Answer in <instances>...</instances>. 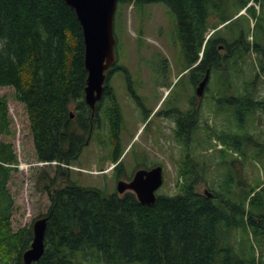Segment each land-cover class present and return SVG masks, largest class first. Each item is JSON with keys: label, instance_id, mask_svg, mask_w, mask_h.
<instances>
[{"label": "trees", "instance_id": "trees-1", "mask_svg": "<svg viewBox=\"0 0 264 264\" xmlns=\"http://www.w3.org/2000/svg\"><path fill=\"white\" fill-rule=\"evenodd\" d=\"M144 4H165L173 11L188 65L198 61L203 51L197 67L199 80L215 67L222 71L216 73V80L221 86L228 85L223 73L226 67L219 68L220 53L213 39L205 47L204 43L211 16H223L224 22L232 5L224 9L223 0H119L118 13L127 6ZM239 73L230 72L231 86L240 78L233 74ZM87 79L82 26L65 0H0V88H15L16 100L25 105L37 160L47 166L56 163L53 186H46L51 204L44 215L48 219L45 252L34 264H264L255 221L264 214V196L256 192V184L236 185L233 167H229L232 162L224 156L221 162L230 170L228 183L209 185L212 196L197 191L198 179L185 180L179 184V193L159 194L149 206L141 204L133 192L106 195L98 187L79 185L72 179L70 167L79 162L87 137L93 134L85 102ZM254 84V78L247 83L251 102ZM254 112L248 104L247 113ZM240 116L235 114L238 125L230 119L220 127L221 154L239 152L246 160L252 138L242 135L247 134L248 120L240 123ZM198 125L199 121L195 132ZM255 125L253 132L263 141ZM190 130L191 123L184 128L182 141ZM10 131L8 98L2 96L0 137ZM256 150L264 158L262 143ZM17 163L13 144L0 140V264H24L23 254L33 240L32 226L16 231L12 224L15 201L8 184ZM190 172L180 169L186 178ZM59 178L66 184L54 187ZM244 222L250 223L256 243L250 244L249 258L232 244V233L245 226ZM255 245L261 252L259 258Z\"/></svg>", "mask_w": 264, "mask_h": 264}, {"label": "rangeland", "instance_id": "rangeland-1", "mask_svg": "<svg viewBox=\"0 0 264 264\" xmlns=\"http://www.w3.org/2000/svg\"><path fill=\"white\" fill-rule=\"evenodd\" d=\"M116 16L115 33H117L119 44L121 42L119 45L120 50L123 49V55H125L126 64L124 61V65L128 68L133 79H135H132L133 84L137 85L139 83L140 85L143 83V86L139 89L143 91L149 90L148 78L137 74L139 73V70H136L137 64L142 66V60L145 59L148 64L151 62L152 65L154 63L160 65L161 60L165 58L168 72L173 75L172 84L175 85L177 77H179L177 74L188 66V62L184 54L182 40L179 37L178 22L173 11L165 4H144L137 5L135 8L127 6L119 13L117 10ZM213 22L216 25V18L211 23ZM246 35L250 36L251 43L254 40H259L261 37L259 25L255 23L251 28H247ZM141 68L144 69V75L148 74L147 70L154 69V67H149L148 65ZM215 79L213 78L210 87L214 86ZM184 83L185 80L176 84L177 86H175L171 96L173 99L175 97L179 98L178 95L182 94ZM233 85L230 90L234 92L243 90L244 79L242 77L238 78ZM2 96L8 98L11 134L1 136L0 140L13 144L19 164V169L14 172L8 184L15 201L12 224L17 231L21 228H30L36 219L47 213L51 201L46 186L52 185L51 180L57 175L56 165L44 166V164L38 162L33 136L29 127L27 109L23 103L16 100L15 88H0V97ZM143 103L145 108L153 107V103L146 102L144 98ZM121 105L124 118L119 136L120 145L125 150L123 159V164H125L126 168L125 172L122 169L121 172L123 173L121 174L111 169L113 167L110 163L111 160L108 159L105 162L103 158H101L102 161L99 159V154L100 157L101 155L105 156L109 152V147L105 145L104 147L108 148H100L97 136L93 133L79 158V162L73 166L74 169L71 171L72 179L79 185L98 187L106 195L116 193L118 180L130 178L133 175L132 169H134L137 162L143 164L147 162L160 163L165 167V182L162 188L157 190L159 194L179 193L177 184L181 183V178L183 183L185 180L190 182L198 179L196 189L199 193H203L207 185L215 187L227 185L228 167L221 162V158L224 156L229 159L228 163H230L231 161L237 162V157L235 154L233 155L232 151H229L227 155H222L223 149H221V146L218 147V144L222 143V137L219 134H222L220 127L225 124L224 120L232 119V122L238 125L234 111H230L226 115L221 110L218 112L216 107L213 108L210 96L206 95L200 103L201 115L196 132L194 131L190 135L188 143L182 141L183 143L180 145L179 141L173 139L171 128L166 127V122L163 121L162 126L161 123H157L158 119L152 120L149 126H147V122L142 121L145 125L143 128L142 125H138L140 127L138 135H136L135 140L131 141L142 114L137 113L135 115L123 97L121 98ZM185 106L186 104L183 103V107ZM133 110L136 111L137 108L133 107ZM219 116L223 120H220ZM250 122L252 124L249 126ZM256 128L254 119L247 122L244 128L247 134L242 133V135L252 138L249 143L248 158L246 160L241 159V163L237 162L242 168L243 177L252 179V185L259 181L262 172H264L262 168L264 158L259 157L260 151L256 150V146L264 143V140L260 141L255 132H253ZM105 130L103 131L104 134ZM154 130H156V135H159L164 130L160 141L153 137L152 133ZM164 134L166 135V140L163 139ZM261 138H264V136ZM157 141H159L158 144H156ZM144 151L146 152L144 153L146 154L145 156L148 158L143 157ZM196 162H198V165ZM180 168L185 173L189 170L191 171L188 178L181 176ZM65 184L66 182L59 178L54 183V187L64 186ZM244 224L245 226L239 227L232 233V237H234L232 244L235 245V250L244 253V258H249L250 244L256 243L251 235L252 227L250 223L244 222Z\"/></svg>", "mask_w": 264, "mask_h": 264}, {"label": "flooded vegetation", "instance_id": "flooded-vegetation-1", "mask_svg": "<svg viewBox=\"0 0 264 264\" xmlns=\"http://www.w3.org/2000/svg\"><path fill=\"white\" fill-rule=\"evenodd\" d=\"M223 1L224 9L227 6L232 5V12L227 14V16H229L227 17V20L212 30L211 39L213 40L211 41L212 45L220 53L219 55L221 63L219 64V68L223 67L224 69V67H226L225 70H223L225 79L224 81H226V78L228 79V85L226 87L225 85L221 86L219 84V80L215 79L216 73L222 72L220 69L216 70L215 67L208 69L201 80H199L197 78V67L199 63L196 61L191 65V68L187 74H184L183 71L177 74L179 77L176 84L185 80L186 85H184L182 94L178 95L179 98L175 97L173 99L171 96L175 86L177 85L172 84L171 79L173 75L168 72L167 66L165 64L166 59H162L160 65H156L155 63L152 65L151 62L148 64V61L143 59L142 66H138L137 64L136 68L137 71L139 70V73H137L139 76L148 78L150 89L143 91L142 89H139L143 86V83L140 85L139 83L137 85L133 84V77L128 71V68L124 65V61L126 64V60L125 55H123V49L120 50L119 45L121 42L120 44L117 42L116 48H118V52L116 51V59L113 66L107 71L106 81L101 98L97 101L94 110L89 107L91 115L90 132L96 134L97 142L100 148L106 149L109 147V152L105 154V156L101 155V157L99 154V159L102 161L101 158H103L105 162H107L108 159L111 160L110 163L113 164L111 169L116 170L121 174L123 173L121 170L124 169L125 172L126 169L125 164H123L125 150L122 148V145H120L119 136L124 118V112L121 105L122 97L130 106L132 112L135 115L137 113L142 114V118L136 125L137 129L134 135H132L131 141L135 140L136 135H138L140 128L138 127L139 124L142 125L143 128L145 125L143 122H147V126H149L152 120L158 119L157 123H161L162 126L163 121L166 122V127L171 128L169 129L172 131L171 135H173V139L179 141V144L181 145L183 140L182 132L184 128L187 129L188 125L191 123V130L188 134L190 137V135L193 134L194 127L199 121V110L202 96L200 97L198 95V88L199 84L205 77H208V81L205 86L203 97L206 95L210 96L213 108H219V111L221 110V112H223L225 115L228 112L230 113V111H234V115L239 113V115H241L238 119L240 123L244 122V124H246V120L251 121L254 119L256 121L255 124H258L260 127L256 133L261 137L264 136V0H249L246 4V7H244L245 15L240 13L242 8L240 10L239 8L246 0ZM254 2L258 4V8L253 7ZM254 10H256V20L261 30V37L259 40H254V42L251 43L250 36L246 35L247 18L248 16L252 15ZM232 13H234V15H232ZM221 17L223 16L212 15L210 18V23L212 20L215 21V18L216 22H221ZM147 65L149 67H154V69L147 70L148 74L144 75V69L141 67ZM234 70L240 72L239 74H233L234 76H240L244 79L243 90H240L237 93L230 90V72L232 73ZM190 74L192 77H190ZM213 78L215 79V83L213 87H210ZM253 78L255 80V89L254 92L251 93V95L254 96V99L252 98L253 102H251L250 99H248L250 95L247 93V83L251 82V79ZM210 92L212 93L211 95ZM143 98L146 100V102H152L153 107L145 108ZM231 98H233V100H231ZM183 103L186 104L185 107H183ZM248 104L249 106L253 105L255 110L254 113H247ZM133 107H136L137 110L134 111ZM244 110L245 112H243ZM74 111L77 112L76 107H74ZM247 114L250 115L246 116ZM184 116L186 117L185 121L187 122H184ZM71 118L74 119L75 114L73 116L71 115ZM219 119L223 120V118L220 116ZM225 121L226 120H224V122ZM104 129H106L105 134L103 132ZM155 131L156 130H154L152 133L153 137L155 139H159L160 141L164 130L163 132H160L159 135H156ZM189 137L187 139H189ZM90 138L91 134L87 137L88 142ZM163 139L166 140L165 134L163 135ZM159 141H157L156 144H158ZM238 144L241 145L240 141ZM105 145L108 147H104ZM262 148L264 150V143H262ZM239 150L245 153L244 149ZM144 153L146 152H143V157L148 158ZM117 157L119 158L116 159ZM241 157L243 156L241 155ZM231 162L232 164H229V167H233V177L236 185H240L241 182L244 184H251L252 179L243 177L242 168L240 165L235 163V161ZM158 166H161L164 172L165 167L160 163L147 162L143 164L137 162L134 169H132L133 175L130 178H123V180L130 182L138 171L151 170ZM262 168L264 169V165H262ZM229 171L230 170L228 169V172ZM120 180H118V182ZM255 184L258 185L256 192L261 193L264 196V172H262L261 178H259V181ZM203 192L206 193V189ZM255 221L257 225L256 235L259 241V248H261V250L264 252V214L260 213V217L256 218Z\"/></svg>", "mask_w": 264, "mask_h": 264}, {"label": "water", "instance_id": "water-1", "mask_svg": "<svg viewBox=\"0 0 264 264\" xmlns=\"http://www.w3.org/2000/svg\"><path fill=\"white\" fill-rule=\"evenodd\" d=\"M71 6L82 26L85 44V68L88 72L85 100L93 110L101 98L106 81V72L115 61L116 38L114 35L115 15L118 0H65ZM208 77L199 84L198 95L202 96ZM163 183L162 168L138 171L131 182L121 181L118 192L133 190L143 205L156 201V191ZM48 219H37L33 225V241L24 252L25 264L38 262L45 252V233Z\"/></svg>", "mask_w": 264, "mask_h": 264}, {"label": "bare ground", "instance_id": "bare-ground-1", "mask_svg": "<svg viewBox=\"0 0 264 264\" xmlns=\"http://www.w3.org/2000/svg\"><path fill=\"white\" fill-rule=\"evenodd\" d=\"M201 2V1H200ZM210 45V44H209Z\"/></svg>", "mask_w": 264, "mask_h": 264}]
</instances>
